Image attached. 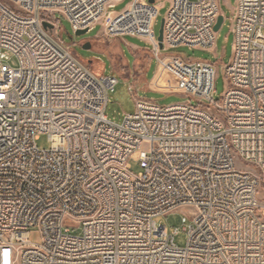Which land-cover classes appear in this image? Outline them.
<instances>
[{
  "label": "built area",
  "instance_id": "built-area-1",
  "mask_svg": "<svg viewBox=\"0 0 264 264\" xmlns=\"http://www.w3.org/2000/svg\"><path fill=\"white\" fill-rule=\"evenodd\" d=\"M121 1L0 0V264H264V0H235L219 101L213 64L162 52H214L220 0H130L108 11ZM56 15L74 33L100 24L106 38L144 41L157 62L153 88L188 101L160 106L129 85L134 112L110 123L118 81L74 54ZM41 135L48 149L36 146ZM174 213L183 247L156 223Z\"/></svg>",
  "mask_w": 264,
  "mask_h": 264
},
{
  "label": "rangeland",
  "instance_id": "rangeland-1",
  "mask_svg": "<svg viewBox=\"0 0 264 264\" xmlns=\"http://www.w3.org/2000/svg\"><path fill=\"white\" fill-rule=\"evenodd\" d=\"M130 0H123L115 3L108 11L118 13L125 9ZM220 13L223 17L222 24L216 32L215 51H205L201 49H191L185 46L176 47L162 52L163 55L179 57L189 62H209L215 68V82L213 99L219 101L227 89V83L223 74V66L227 65L231 57L232 34L230 32V17L234 7L235 0H220ZM169 4L162 3L159 5L158 16L154 24V34L157 38L161 21L165 18ZM55 33L67 45L72 46L74 54L82 61H94V68L97 73L106 76H113L117 79L118 84L114 91L108 94V104L105 109L107 120L112 124L121 123L124 115L134 112V97L129 94L127 87L132 85L138 90L136 98L141 100H150L160 106H168L187 102V98L172 92H161L151 90L148 87L154 82L157 72V62L152 57L150 46L144 41L133 37L109 39L102 35L100 24L88 31L86 34L76 37L70 23L56 15ZM85 40L90 44L89 50H83L78 44H85ZM10 66H15L14 60H10ZM146 84V85H145ZM153 87V85H151ZM38 149H48L50 143L47 136L41 135L36 140ZM130 171L133 175L139 172L137 163L130 162ZM238 168L246 170L243 165L238 164ZM264 205V199L261 200ZM183 215L179 213L170 214L156 219L157 224L166 227L168 232L177 230L174 237L177 246L183 247L185 244L184 225L181 221ZM79 232L77 231L76 234ZM30 241L37 243L39 238L35 229L30 230Z\"/></svg>",
  "mask_w": 264,
  "mask_h": 264
},
{
  "label": "water",
  "instance_id": "water-1",
  "mask_svg": "<svg viewBox=\"0 0 264 264\" xmlns=\"http://www.w3.org/2000/svg\"><path fill=\"white\" fill-rule=\"evenodd\" d=\"M149 1L152 3L151 0H149ZM222 21H223V17L222 16H219L217 18L216 24L214 26V31L215 32H217L219 30V28H220V26L222 24ZM42 25H43V27L45 29H52V26H50L48 23H45L44 22ZM162 29H163V20L161 21L160 28H159L158 35H157V41L159 43V48L160 49L162 48ZM86 33H87V30H83V31H77L76 33H74V35L76 37H79V36H82V35H84ZM89 48H90V44L89 43H86V44H84L82 46V49L83 50H89ZM90 63H91V61H88V64H90Z\"/></svg>",
  "mask_w": 264,
  "mask_h": 264
},
{
  "label": "trees",
  "instance_id": "trees-1",
  "mask_svg": "<svg viewBox=\"0 0 264 264\" xmlns=\"http://www.w3.org/2000/svg\"><path fill=\"white\" fill-rule=\"evenodd\" d=\"M87 64H88V61L86 62ZM94 61H92V64H88L89 65V67L91 68V70L95 73V74H97V75H101L102 73H97L96 72V70H95V68H94Z\"/></svg>",
  "mask_w": 264,
  "mask_h": 264
},
{
  "label": "flooded vegetation",
  "instance_id": "flooded-vegetation-1",
  "mask_svg": "<svg viewBox=\"0 0 264 264\" xmlns=\"http://www.w3.org/2000/svg\"><path fill=\"white\" fill-rule=\"evenodd\" d=\"M84 42H85V44L88 43L87 40H85ZM83 45H84V44H78L77 46H79L80 48H82Z\"/></svg>",
  "mask_w": 264,
  "mask_h": 264
},
{
  "label": "crops",
  "instance_id": "crops-1",
  "mask_svg": "<svg viewBox=\"0 0 264 264\" xmlns=\"http://www.w3.org/2000/svg\"><path fill=\"white\" fill-rule=\"evenodd\" d=\"M220 8H221V3H220ZM91 64V63H90ZM146 85V84H145ZM149 89H151V90H157V89H154L153 87H151V85H150V87H148ZM158 91V90H157Z\"/></svg>",
  "mask_w": 264,
  "mask_h": 264
},
{
  "label": "bare ground",
  "instance_id": "bare-ground-1",
  "mask_svg": "<svg viewBox=\"0 0 264 264\" xmlns=\"http://www.w3.org/2000/svg\"><path fill=\"white\" fill-rule=\"evenodd\" d=\"M159 81H160V79L158 78L156 83H158Z\"/></svg>",
  "mask_w": 264,
  "mask_h": 264
}]
</instances>
